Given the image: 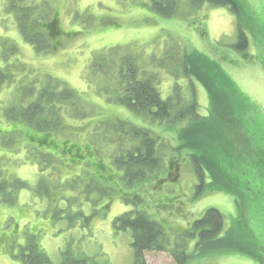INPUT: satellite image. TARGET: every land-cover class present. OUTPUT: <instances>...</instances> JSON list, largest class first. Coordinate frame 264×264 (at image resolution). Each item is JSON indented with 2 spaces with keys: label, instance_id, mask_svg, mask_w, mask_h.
I'll return each mask as SVG.
<instances>
[{
  "label": "rangeland",
  "instance_id": "rangeland-1",
  "mask_svg": "<svg viewBox=\"0 0 264 264\" xmlns=\"http://www.w3.org/2000/svg\"><path fill=\"white\" fill-rule=\"evenodd\" d=\"M176 1L173 14L162 16L150 0H0V264H29L30 253L45 254L47 264H132L131 231L116 227L113 219L130 205L144 204L148 214L168 226L163 236L169 250L188 242L184 253L190 258L184 264H264V192L253 186L257 178L241 197L221 191L198 194L191 161L197 152L176 134L188 125L186 119L145 122L120 102L128 82L149 79L162 99L171 97L174 111L195 101L204 125L191 124L194 147L242 144L243 131L220 98L223 87L212 86L214 79L221 83L213 73L217 63L255 103L253 116L264 123V0H238L239 17L229 5ZM50 16L57 30L44 35V48L25 40L39 38L40 24ZM30 21L35 26L29 28ZM238 22L248 40L245 52L232 47ZM205 69L209 87L199 77ZM209 93L215 117L208 112ZM58 95L57 113L49 116L58 119L54 136L79 146L91 143L104 153L103 161L117 150V163H103L111 169L103 174H114L113 179L102 178L97 168L102 163L94 161L67 169L64 163H48L56 157L46 163L22 138L20 125L40 129L16 115L30 103ZM142 131L156 136L163 167L145 183L120 185L123 170L117 164L127 163L139 140L132 133ZM173 155L175 167H167ZM168 168L172 181L152 182ZM214 180L224 183L219 176ZM133 190L146 200L125 199ZM157 197L169 200V209L157 211ZM208 207L224 218L217 232L204 237L203 228L192 221ZM254 231L262 243L254 244ZM143 256L145 264H176L166 250H145Z\"/></svg>",
  "mask_w": 264,
  "mask_h": 264
},
{
  "label": "trees",
  "instance_id": "trees-1",
  "mask_svg": "<svg viewBox=\"0 0 264 264\" xmlns=\"http://www.w3.org/2000/svg\"><path fill=\"white\" fill-rule=\"evenodd\" d=\"M153 2L154 10L162 16H169L173 14L177 2L176 0H150ZM190 3L199 4V3H208L212 6H224L229 5L230 8H233V11L236 13V17L240 16V1L238 0H189ZM239 5V7H236ZM243 12V11H242ZM43 15H47L46 13H42ZM239 15V16H238ZM35 22L30 21V27L35 26L33 24ZM39 28L41 34L39 38L33 37H25V40L30 43L36 44L37 42L43 46V37L44 35L53 36L56 32V18L50 16L48 21L42 22ZM248 40L246 33L243 30V25L238 22L237 31H236V40L232 44L234 51L236 52H245L247 49ZM215 71L214 75H218L220 77L221 83L219 80L214 79L216 82L212 84L210 81L203 77V73L210 72L208 70H202L200 79L208 84H212L213 88L215 86L220 85L223 87L224 96L222 95L220 98L226 102V107L228 111L231 112L232 118L240 125V128L243 131L244 142L241 144L228 143L227 141L224 143H220L217 145L216 143L211 147L210 150H207L209 147L201 146L202 144L194 147L189 139V135L194 137V133H190V127L194 123L199 128L204 125V117L199 116L195 112V101L189 103V105L185 106L182 111H174L175 106L172 104L171 97L166 99H162L159 95V92L152 85L149 79H139L132 80L127 83V87L124 86V95L120 102L124 103L131 109V113H137L142 118L150 119L154 123H176L179 122V118L184 117L188 122L187 126L184 128L176 129V134L185 139L184 144L193 150L194 153L197 152V155L191 157V161L194 163V168L197 174V184L195 185V192L200 194L203 190L209 192H225L231 195L237 196L242 195V192L246 190L247 186H251L253 183L251 181L252 178H257V182L253 184L256 189L264 192V123L262 119L258 117V115L253 116L254 108L257 107L255 103L251 102L247 95L241 91L232 81V79L228 76L224 69L218 66L217 63L213 64ZM213 77V76H212ZM218 83V85H217ZM212 91V88L210 87ZM69 95V94H68ZM62 100V96L58 95L56 99H51V97L46 100H37L36 102L30 103L26 110L22 113H19L17 118L18 121L20 119H25L27 122H30L32 125L37 126L40 130H34L27 123L22 127L20 134L26 138H23L26 142H31L33 144H41L45 143L47 145L52 146L53 148H61L64 149L63 146L65 141L63 139L59 140L56 136H54L53 129L56 128L58 120L50 118V115H56L57 106L60 104ZM44 101V103H43ZM213 101L212 95L209 93L208 99V112L211 113V117L214 116V112L211 106V102ZM223 109V107L221 108ZM220 110V109H219ZM216 114V112H215ZM194 115L196 117H194ZM12 116V117H16ZM21 116V117H20ZM25 116L26 118H24ZM50 118V119H49ZM219 123V122H218ZM145 126V127H144ZM151 127V126H150ZM24 128V129H23ZM141 128L148 129V126L142 124ZM152 128V127H151ZM36 129V128H35ZM42 129V130H41ZM16 130V129H14ZM18 131V130H17ZM38 132H41L40 135ZM153 132V131H152ZM151 131L141 132L140 135L136 133H132L134 136L139 138L137 146L133 148L130 155L128 157L127 163L117 164L123 170V176L119 177L118 180L120 185L131 186L132 183L137 184L140 182L145 183V179L148 176L156 175L155 173L160 170L163 166L160 163L159 157V147L158 145L155 147L154 142H156V136L152 134ZM19 133V131H18ZM51 134L53 136H51ZM217 137H215L216 139ZM218 140V138H217ZM215 140V141H217ZM35 142V143H34ZM86 143L89 147L93 149V153L99 155V159L103 158V154L99 153V150L94 147L91 143ZM83 143V144H84ZM160 145V144H159ZM205 149L204 153L201 149ZM117 150L114 151V154ZM113 154V155H114ZM110 153L107 154V159L103 161L104 163H109L111 161L113 163H117L114 160V156ZM39 156V155H38ZM98 160V159H97ZM175 161H177L176 156L173 155L170 159L168 158L167 167H175ZM47 163V160H45ZM102 167H98V173L102 174L104 172H109L110 167H107L106 164H101ZM131 167H134V174H131ZM104 170V171H102ZM130 170V172H129ZM125 171V173H124ZM92 172V171H91ZM129 172V175L127 174ZM215 173V175H214ZM217 174V175H216ZM173 172L168 168L167 172L158 178V181H155L157 178H152L153 183H158L160 181H172L171 178ZM209 177V182L204 183V176ZM105 176V175H104ZM215 176H219L222 178L224 183H217ZM103 178V177H102ZM106 179V178H104ZM150 181V180H148ZM227 184V185H226ZM206 188V189H205ZM167 195V194H166ZM165 197V195L163 196ZM169 198L168 196H166ZM128 201H137L142 203V199H145V196L138 194L136 190L131 191L129 195L124 196ZM160 197H157V203H155V208L157 211H162L169 209V205L171 202L168 200L164 202L163 199L158 200ZM146 200V199H145ZM140 203V204H141ZM236 203L238 207V211L243 210L242 205ZM146 204L144 206L139 205V207H134L130 205V208L126 211H123L121 214L115 216L113 219V224L119 228H128L131 231V246L133 249V262L132 264H145L143 252L145 250H166L171 253L173 258L176 260V264H184L187 259L190 258L189 254H185V246L188 242H182L175 244L176 246L172 247L169 250L166 247L167 239L163 236L164 227L168 228L167 225H163L159 219H157L152 213L147 212ZM255 218V216H253ZM224 215L218 209L214 207H208L204 209L198 219L193 220V223H197L203 229L201 230V235L204 237L209 236L212 233L217 232L218 228L222 227ZM258 220V217H256ZM260 221H258V224ZM242 228L243 225L241 224ZM240 231L242 229L239 227ZM256 238L254 244L262 243L259 238H257V231L252 233ZM166 239V240H165ZM252 241L254 238L252 237ZM191 242V241H190ZM192 245V243H190ZM188 246V245H187ZM27 262L29 264H47L49 260L46 255L41 253L39 257L30 253Z\"/></svg>",
  "mask_w": 264,
  "mask_h": 264
},
{
  "label": "flooded vegetation",
  "instance_id": "flooded-vegetation-1",
  "mask_svg": "<svg viewBox=\"0 0 264 264\" xmlns=\"http://www.w3.org/2000/svg\"><path fill=\"white\" fill-rule=\"evenodd\" d=\"M22 138H26V135L24 134V137ZM63 141H65V144L63 146L64 149L53 148L52 146L47 145L45 143H42V145L33 144L31 143L32 141L26 142V144L29 145L32 152L37 153L38 155H40V157L44 158L47 161L49 160L48 159L49 156L58 158L59 160L55 162L49 160L50 162L48 161V163H51V162L52 163H64L65 168L69 166L81 168L83 166H86L87 163H94V162L104 163L103 158L99 159V155H97L98 158H96V155L93 153V149L89 147L88 145L79 146L77 143L69 141L68 139H63ZM108 162L113 163L111 161H108ZM98 167L101 168L102 165H98ZM109 171H111V169ZM113 175L105 174L104 176V174H102L101 177L106 178V179H110L111 177V179H113L114 178Z\"/></svg>",
  "mask_w": 264,
  "mask_h": 264
}]
</instances>
